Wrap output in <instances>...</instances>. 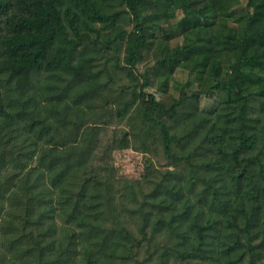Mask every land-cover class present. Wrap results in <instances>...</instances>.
I'll return each mask as SVG.
<instances>
[{
  "label": "trees",
  "instance_id": "obj_1",
  "mask_svg": "<svg viewBox=\"0 0 264 264\" xmlns=\"http://www.w3.org/2000/svg\"><path fill=\"white\" fill-rule=\"evenodd\" d=\"M242 1L0 0V163L16 168L6 181L32 179L6 227L18 233L0 237L9 261L264 264V0H244L238 23ZM201 55L190 90L145 106ZM100 91L129 126L108 141L107 121L78 118ZM126 149L148 155L138 179L110 161Z\"/></svg>",
  "mask_w": 264,
  "mask_h": 264
},
{
  "label": "rangeland",
  "instance_id": "obj_2",
  "mask_svg": "<svg viewBox=\"0 0 264 264\" xmlns=\"http://www.w3.org/2000/svg\"><path fill=\"white\" fill-rule=\"evenodd\" d=\"M192 7L196 8L197 5L199 4L200 0H190ZM245 1L243 0L241 2H237L234 6L233 9L235 10V15L233 18L235 19L236 22L241 23L243 19L246 16V8L244 7ZM169 30V29H168ZM169 34V33H168ZM173 44V43H171ZM207 55H201V56H195L193 58H190L181 66L177 71H175L174 75L172 76V79L170 80V83L168 85V90L166 93H160L157 91L156 85L155 87H150L146 89V92L152 93L155 96V99L153 101L147 102L145 106L150 108L152 112L156 113L162 108L168 107L171 102L179 97V94L181 92H185L186 90H190L192 85H193V77L196 72H200L204 69L206 61H207ZM148 63L147 60H144L140 66L138 67V71L141 72L145 69L147 66L146 64ZM121 74V73H120ZM122 75V74H121ZM120 75V79H116L115 83L113 86L117 87L118 84H127L129 83V80L125 78L123 75ZM119 77V76H118ZM101 80H103V76H101ZM121 82V83H120ZM102 93H100L93 99V107L90 108L88 111H86L83 114H78V118L83 121L85 124H91V123H99L101 124L102 122L108 123L107 127H104L103 132H101V137L103 141H108L109 137H111L115 132H119L120 130H129V126L124 123L119 124L116 129V124L114 118L111 116V109L113 107L103 105L102 104ZM75 116H73L74 118ZM116 129V130H115ZM4 151V147L0 146V155ZM156 154L158 156L154 157L152 155H149L151 158H153L154 162L157 164H161V168H167V166H164L165 160L161 156V150L157 148ZM102 155V151L100 148H96L93 155L90 158V162L92 164H97L96 161L100 158ZM148 155H143L140 152L131 150V149H126V150H115L113 151L112 155L110 156V161L112 164L115 166L116 170L118 171L119 174H123L129 179H138L143 171L144 168V162L145 159L147 158ZM8 158V156H7ZM36 160L33 159L30 162L31 166H35ZM167 169L173 170V167L170 166ZM16 168L11 164H9V167L6 165V167L0 163V183L4 185V188L2 189V196H0V205H7L8 203H11L14 205H7V209L5 208L4 210V215L0 219V237L5 238L4 234L7 235V237L12 238L16 236L18 233V230L15 232L14 229H17V224L19 223V220L16 219V217L12 218L10 217L13 212H14V206H17L16 204L19 203V200H24L26 199V196L28 195L27 192V187L30 183H32V179L30 178L29 181L26 182L24 180L23 174H20L17 176L16 179L12 181H6L7 176L9 175V172H15ZM24 181L26 182V189L23 190V185ZM50 181V180H49ZM65 183H60L59 185L56 186V188H60L64 186ZM14 201V202H13ZM129 206V202L126 203ZM13 210V212H12ZM16 214V213H15ZM12 225L14 227L13 230H11L9 233H6L7 226ZM59 227H62L63 224L60 223L58 224ZM10 228V226H9ZM8 240V239H7ZM6 242V241H5ZM8 246V244H7ZM26 244H21L19 248L23 249L26 248ZM9 251V250H8ZM10 255H14V251H9L7 252L6 245H2L0 243V264H19L18 258L16 256L12 258ZM141 255L144 256V254L141 252ZM140 255V256H141ZM172 254L169 258V260L163 264H181L179 263L173 256ZM23 260L33 262V257L32 256H24ZM151 263L149 264H159V258L157 255H153L151 259ZM190 264H208V261H205L203 259H194Z\"/></svg>",
  "mask_w": 264,
  "mask_h": 264
}]
</instances>
